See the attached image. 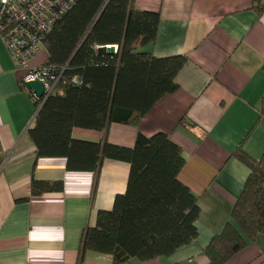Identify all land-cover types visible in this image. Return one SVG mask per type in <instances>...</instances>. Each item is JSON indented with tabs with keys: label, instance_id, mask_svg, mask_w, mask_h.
I'll use <instances>...</instances> for the list:
<instances>
[{
	"label": "crops",
	"instance_id": "1",
	"mask_svg": "<svg viewBox=\"0 0 264 264\" xmlns=\"http://www.w3.org/2000/svg\"><path fill=\"white\" fill-rule=\"evenodd\" d=\"M133 6L159 14L154 41L140 51L186 56L178 87L136 124L110 123L106 136L78 126L71 133L127 147L139 133H167L185 157L179 179L198 197V235L169 255L122 264H207L202 249L232 221L249 174L235 152L260 158L264 150V8L257 0H133ZM46 57L42 47L28 68L18 67L0 38V264H112L110 254L86 250L81 257V238L97 212L112 209L116 194L125 192L130 165L104 158L93 187L91 171L67 169L65 157L37 156L27 130L38 107L24 78ZM34 179L62 181L63 188L32 194ZM225 264H264V234Z\"/></svg>",
	"mask_w": 264,
	"mask_h": 264
},
{
	"label": "trees",
	"instance_id": "2",
	"mask_svg": "<svg viewBox=\"0 0 264 264\" xmlns=\"http://www.w3.org/2000/svg\"><path fill=\"white\" fill-rule=\"evenodd\" d=\"M257 6L264 8L258 0ZM158 22L157 12L136 9L133 0H77L42 43L47 57L39 66L57 81L44 101L29 89L38 111L27 134L37 156L65 157L67 169L91 171L93 187L104 158L130 165L125 192L116 194L112 209L97 212L95 226L84 229L81 257L91 250L110 254L112 264L131 257L146 260L169 255L198 235V197L179 179L185 157L167 133H139L131 147L105 137L77 139L71 133L78 126L106 136L110 123L136 124L160 97L177 89L176 75L186 56L140 51L154 41ZM111 44L115 52L99 51ZM260 115L264 117V92ZM235 155L249 174L232 221L202 249L207 264H225L264 234V150L260 158L244 150ZM62 188V181L31 183L32 194Z\"/></svg>",
	"mask_w": 264,
	"mask_h": 264
},
{
	"label": "built area",
	"instance_id": "3",
	"mask_svg": "<svg viewBox=\"0 0 264 264\" xmlns=\"http://www.w3.org/2000/svg\"><path fill=\"white\" fill-rule=\"evenodd\" d=\"M77 0H0V38L13 62L28 68L40 52L44 37L55 22ZM38 80L44 88L43 101L52 92L57 78L45 68H29L24 78L27 83ZM34 95L33 90H31ZM37 96V95H36Z\"/></svg>",
	"mask_w": 264,
	"mask_h": 264
},
{
	"label": "water",
	"instance_id": "4",
	"mask_svg": "<svg viewBox=\"0 0 264 264\" xmlns=\"http://www.w3.org/2000/svg\"><path fill=\"white\" fill-rule=\"evenodd\" d=\"M99 51L102 52H110L113 53L116 51V46L111 44V45H103L99 47ZM26 85L28 86L29 89L33 90L34 93L38 96V97H42L43 93H44V88L43 85L40 81L38 80H31L28 81L26 83ZM0 159H1V155H0Z\"/></svg>",
	"mask_w": 264,
	"mask_h": 264
}]
</instances>
